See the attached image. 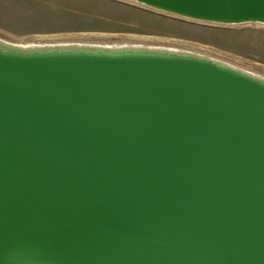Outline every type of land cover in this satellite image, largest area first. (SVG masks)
I'll return each mask as SVG.
<instances>
[{"label":"water","instance_id":"water-1","mask_svg":"<svg viewBox=\"0 0 264 264\" xmlns=\"http://www.w3.org/2000/svg\"><path fill=\"white\" fill-rule=\"evenodd\" d=\"M128 1L264 24V0ZM0 264H264V77L0 40Z\"/></svg>","mask_w":264,"mask_h":264},{"label":"rangeland","instance_id":"rangeland-1","mask_svg":"<svg viewBox=\"0 0 264 264\" xmlns=\"http://www.w3.org/2000/svg\"><path fill=\"white\" fill-rule=\"evenodd\" d=\"M0 40L179 50L264 77V24L201 22L128 0H0Z\"/></svg>","mask_w":264,"mask_h":264},{"label":"bare ground","instance_id":"bare-ground-1","mask_svg":"<svg viewBox=\"0 0 264 264\" xmlns=\"http://www.w3.org/2000/svg\"><path fill=\"white\" fill-rule=\"evenodd\" d=\"M6 41V40H5ZM35 45V44H34ZM122 46V45H121Z\"/></svg>","mask_w":264,"mask_h":264}]
</instances>
